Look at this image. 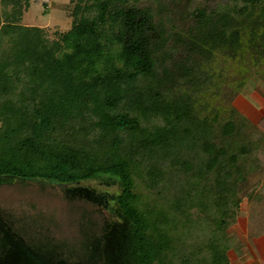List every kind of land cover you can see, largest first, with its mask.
<instances>
[{
	"label": "trees",
	"instance_id": "trees-1",
	"mask_svg": "<svg viewBox=\"0 0 264 264\" xmlns=\"http://www.w3.org/2000/svg\"><path fill=\"white\" fill-rule=\"evenodd\" d=\"M141 1L70 0L72 25L51 39L20 23L30 0H0V183L57 184L110 211L74 260L27 243L0 212V264H229L225 229L264 138L237 112L195 114L207 76L191 56L232 54L246 82L244 52L264 61V0H197L185 11L193 23L174 33ZM185 41L197 48L179 62L193 63L171 71L167 49ZM182 222L203 239L169 232Z\"/></svg>",
	"mask_w": 264,
	"mask_h": 264
},
{
	"label": "rangeland",
	"instance_id": "rangeland-1",
	"mask_svg": "<svg viewBox=\"0 0 264 264\" xmlns=\"http://www.w3.org/2000/svg\"><path fill=\"white\" fill-rule=\"evenodd\" d=\"M44 1L30 0L28 8L22 9L20 23L42 27L49 38H56L57 33L68 30L72 25V17L64 7L70 0H49L48 5ZM158 1L162 0H142L141 4L153 10L155 20L164 17L165 26L172 33L185 32L193 23L191 17H185V11L196 6L197 0H167L166 7L160 6ZM209 3L213 4L214 0ZM171 41V38L167 39V44L171 45ZM190 45L185 41L178 43L177 50L167 49L172 57L169 60L171 71L178 72L176 67L179 64L189 66V59H184L182 63L179 58L186 55L184 51L187 52L186 47ZM194 48L197 46H190L189 50ZM196 50L191 57L206 64L204 70L198 71V79H204L202 76L205 74L207 79L199 87L198 94L194 95L197 100L195 114L224 120L232 111L237 112L238 116L247 117L257 125L253 127L254 131L257 130L255 139L264 138V61L255 67L252 53L244 52L242 63L248 70L251 66L253 71H248L246 82L240 84L244 73L241 72V63L232 54L216 51L211 55L209 50ZM180 77L183 79L182 75ZM179 88L183 89L181 86ZM248 157L253 169L247 181L240 184L239 209L234 222L225 229L229 240V264H264V145L260 144ZM109 190L116 191L113 187ZM142 192L145 193V190ZM0 212L3 219L27 243L40 247L47 243L61 245L63 254L71 260L79 256V249L87 235L99 232L104 220L110 217L107 209L83 200L66 199L59 185L36 180L0 183ZM187 225L182 222L173 226L169 232L184 237L191 230L186 243L200 242L203 239L201 225Z\"/></svg>",
	"mask_w": 264,
	"mask_h": 264
},
{
	"label": "built area",
	"instance_id": "built-area-1",
	"mask_svg": "<svg viewBox=\"0 0 264 264\" xmlns=\"http://www.w3.org/2000/svg\"><path fill=\"white\" fill-rule=\"evenodd\" d=\"M49 0H46V1H44V2H48Z\"/></svg>",
	"mask_w": 264,
	"mask_h": 264
}]
</instances>
